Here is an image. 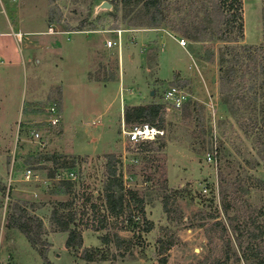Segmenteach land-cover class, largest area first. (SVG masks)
<instances>
[{
	"label": "rangeland",
	"instance_id": "rangeland-1",
	"mask_svg": "<svg viewBox=\"0 0 264 264\" xmlns=\"http://www.w3.org/2000/svg\"><path fill=\"white\" fill-rule=\"evenodd\" d=\"M102 1L0 0L1 29L23 34L20 42L14 32L0 35V264H48L20 230L8 227L7 210L14 199L44 220L47 244L41 248L53 264H159L160 238L175 241L167 264H257L251 252L264 256V136L255 129L264 127V120L261 90L256 99L258 86L251 88L258 62L245 80L238 76L234 91L225 93L231 101L225 103L219 55L236 43L209 40L208 35L194 41L171 29L180 20L197 26L211 0H164L168 19L157 27L134 4L119 3L115 14L103 9L96 15ZM244 22L243 43L264 44V0H244ZM51 25L71 32L44 33ZM113 29L124 30L121 51L117 44L104 47L106 38L117 40ZM168 32L186 38L187 47ZM84 40L101 47V59ZM88 69V78H97L102 87L85 85ZM171 86L182 87L190 97L180 112L164 113V148L137 153L138 162L118 165L126 187L144 196L153 228L142 231L121 222L117 230L131 243L122 258L113 257V244L102 243L107 230L81 225L82 248H99L108 257L86 261L83 249H68V233L51 223L53 208L73 202L79 217L91 216V203L103 198L106 155L121 158L124 148L133 146L125 145L121 134L125 106L139 100L165 105L164 93ZM52 106L58 110L57 124L48 121ZM208 153L216 161H209ZM44 154H61L76 165L56 169ZM52 170L54 178L49 177ZM60 171L62 176L76 174L71 192L60 189Z\"/></svg>",
	"mask_w": 264,
	"mask_h": 264
},
{
	"label": "trees",
	"instance_id": "trees-1",
	"mask_svg": "<svg viewBox=\"0 0 264 264\" xmlns=\"http://www.w3.org/2000/svg\"><path fill=\"white\" fill-rule=\"evenodd\" d=\"M113 10L111 14H115L119 8V3L123 5L134 4L139 6L147 17L149 25L152 27L160 26L167 22L168 14L165 8L164 0H111ZM141 3V6L139 5ZM204 15L200 23L195 26L190 21L180 20L178 24L172 26L171 29L181 31L183 35L194 41L202 40L204 35L209 36V40H217L223 42H234L221 49L219 55L220 64V82L222 88V100L229 103V96L225 95L226 91L232 93L235 89V84L239 81L238 76L245 80L246 72L249 71L253 63L258 62V67H254L255 74L251 79H255L251 88L255 89V98L258 99V89L261 90V110L260 115L264 120V44L252 46L243 43L245 38V22H244V0H211L210 7L205 6ZM235 33V36L232 34ZM241 42V43H240ZM245 67V68H244ZM244 71V72H242ZM253 83V82H252ZM255 85V86H254ZM249 86V85H248ZM243 88H248L245 84ZM165 108L162 103L150 102L140 105H126L124 111V119L127 124H134L140 122H149L160 128L165 129ZM257 134L260 138L264 136V127L256 125ZM164 135L159 136L155 140L142 141L135 143L130 151L144 154L154 150H162L165 146ZM159 146L154 147L155 143ZM44 160L52 161L57 168H73L75 160H69L61 154H44ZM106 163V180L103 188L102 202L99 204L91 203V216L85 214L80 217L71 208L73 202H60L58 206L53 208L51 213V223L55 229L62 232H67L66 247L70 250L80 249L84 245L83 234L80 230L81 225L92 228L94 231L107 230L102 235L101 241L105 246L113 244L115 252H112L113 257L121 256L124 258L131 248L129 239L123 237L118 232V227L121 222H126L124 227L129 225L133 229L141 228L142 231H150L153 228V223L148 220L145 198L140 194L139 190L134 188H127L124 183V176L121 165V158L115 154H107ZM56 171L49 173V177L54 178ZM60 189L65 188L67 192H71L74 188L75 182L71 179H61L59 182ZM3 191L6 187L3 186ZM95 197H99L94 193ZM90 202L92 199L87 196ZM28 204L22 200L14 199L8 206L7 210V225L9 228H16L20 230L31 243V245L42 253L44 260L48 264H53L48 258L47 251L41 247L47 242L43 238L45 233L44 220L30 212ZM68 206V207H67ZM32 208V206H31ZM164 210L169 213L168 202H164ZM113 219V220H111ZM219 223V222H218ZM113 227L116 230H110ZM239 232L236 233V235ZM159 264H167L168 251L175 244L174 240L159 239ZM81 257L86 261H94L97 259H107L106 252L100 253L99 248H82ZM117 253V254H116ZM257 264H264V256L260 257L257 250L251 252ZM250 257L245 259H249ZM251 264V263H249Z\"/></svg>",
	"mask_w": 264,
	"mask_h": 264
},
{
	"label": "built area",
	"instance_id": "built-area-1",
	"mask_svg": "<svg viewBox=\"0 0 264 264\" xmlns=\"http://www.w3.org/2000/svg\"><path fill=\"white\" fill-rule=\"evenodd\" d=\"M112 30V29H111ZM114 33H116L117 35V40H111V39H107L106 40V45L108 47H113L114 45L117 44L119 51H121L122 49V36H123V29H113ZM64 32H68V31H57L55 30V28L51 25L49 26V29L44 32L46 34H60V33H64ZM109 32V31H108ZM112 32V31H110ZM41 33V32H39ZM14 35L16 36V39L20 42L23 38V34L22 32H14ZM168 35H170L171 37H173L174 39H176L178 41V43L183 47L186 48L188 45V41L186 38L184 37H179L177 34L168 32ZM1 60V58H0ZM190 97V94L183 89L182 87H178V86H171L168 89H166L165 93H164V108H165V112L166 113H170V112H180L186 102L188 101ZM50 112H51V118L48 120L50 123L52 124H57L60 121L59 115L57 114L58 110L56 107L52 106L50 108ZM53 112V113H52ZM54 114V115H53ZM165 129L160 128L156 125H153L149 122H140V123H134V124H127L125 119H122L121 122V134L124 140V144L128 145V144H135V143H139L142 141H148V140H155L157 139L159 136L164 135ZM35 137L38 138L40 137V133L38 131H36L34 133ZM46 143L44 142L43 145H45ZM138 156L137 153H134L132 151H130L129 147H125L121 156L122 162L124 164L127 163L128 161H131V163H136L138 162ZM208 160L209 161H216V155L213 153H208ZM63 171H60L58 174V176H60L61 179H71V180H75L76 178V174L71 171L67 174V176H62L63 173H61ZM26 177L30 178L32 177V170L28 169L26 171ZM205 191H207V188H205Z\"/></svg>",
	"mask_w": 264,
	"mask_h": 264
},
{
	"label": "crops",
	"instance_id": "crops-1",
	"mask_svg": "<svg viewBox=\"0 0 264 264\" xmlns=\"http://www.w3.org/2000/svg\"><path fill=\"white\" fill-rule=\"evenodd\" d=\"M11 27H12V25H10ZM13 28V27H12ZM13 32H19V31H16V30H12V32H10V31H6L5 29H1V27H0V35H5V34H10V33H13ZM21 32V31H20ZM69 32H71V31H69ZM69 32H66V33H69ZM31 33H35L34 31H32ZM76 33H78V32H76ZM80 33V32H79ZM81 33H83V32H81ZM13 35H14V33H13ZM15 36V35H14ZM15 38H16V36H15ZM107 39H109V38H106V40ZM17 40V39H16ZM87 41V42H86ZM84 45H86V47L87 48H89V49H92V51H93V54H95L99 59H101V57H100V53H101V47H99V46H91L90 44H89V40H84ZM104 47L106 48V49H110V48H112V47H108L105 43H104ZM52 48V47H51ZM120 56L122 57V52L120 53ZM95 64V63H94ZM96 66V65H95ZM119 68H120V74H121V77H122V70H123V58H121L120 59V66H119ZM90 71V69H88V70H85V74H87L86 76H84L85 78H87L86 80H88V82H85V85L87 84V85H90V86H96V85H98V87H102V85L100 84L101 83V81L100 80H98L97 78H92V79H90V78H88V72ZM122 85V81L120 82V86ZM123 89V87L121 86V90ZM94 90H95V88H94ZM120 90V91H121ZM131 95H133V94H131ZM130 97H132V96H130ZM63 101H64V99H63ZM64 103V102H63ZM140 104H143L142 103V101L141 100H139V101H134L133 102V104H129V105H140ZM63 106H64V104H63ZM64 109H65V107H64ZM64 109L62 110L63 112H64ZM62 112V113H63ZM61 113V114H62Z\"/></svg>",
	"mask_w": 264,
	"mask_h": 264
},
{
	"label": "water",
	"instance_id": "water-1",
	"mask_svg": "<svg viewBox=\"0 0 264 264\" xmlns=\"http://www.w3.org/2000/svg\"><path fill=\"white\" fill-rule=\"evenodd\" d=\"M107 9V10H113V4L107 0H103L99 4L95 6V14L97 15L101 10Z\"/></svg>",
	"mask_w": 264,
	"mask_h": 264
}]
</instances>
